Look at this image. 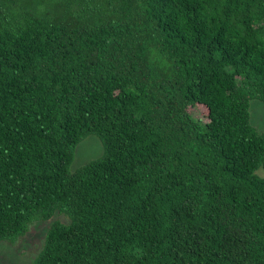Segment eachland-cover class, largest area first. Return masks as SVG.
Masks as SVG:
<instances>
[{"label":"trees","instance_id":"16d2710c","mask_svg":"<svg viewBox=\"0 0 264 264\" xmlns=\"http://www.w3.org/2000/svg\"><path fill=\"white\" fill-rule=\"evenodd\" d=\"M253 101L264 0H0V241L48 223L32 264H264Z\"/></svg>","mask_w":264,"mask_h":264},{"label":"rangeland","instance_id":"374dc122","mask_svg":"<svg viewBox=\"0 0 264 264\" xmlns=\"http://www.w3.org/2000/svg\"><path fill=\"white\" fill-rule=\"evenodd\" d=\"M203 113L202 109L192 111L194 117L206 121L203 118ZM250 121L258 131H264V106L258 101H253L250 104ZM255 123H257V126ZM95 139H97L95 136H89L78 145L72 164L73 167H81L99 155L101 150ZM256 174L264 177V170L259 169ZM57 217L61 221H65L64 217ZM35 227L36 229L32 227L26 235L20 237L14 243L0 241V264L33 263L41 250L43 235L48 227V223H38Z\"/></svg>","mask_w":264,"mask_h":264}]
</instances>
